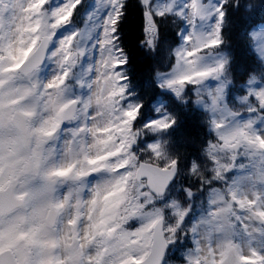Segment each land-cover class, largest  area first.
Returning <instances> with one entry per match:
<instances>
[{"label": "clouds", "instance_id": "1", "mask_svg": "<svg viewBox=\"0 0 264 264\" xmlns=\"http://www.w3.org/2000/svg\"><path fill=\"white\" fill-rule=\"evenodd\" d=\"M88 3L77 15L49 0H0V264H156L161 246L165 264H241L249 241L264 251V72L233 67L227 34L200 52L197 67L217 70L186 82L183 100L193 110L209 91L222 86L223 95L215 110L196 113L198 138L177 150L169 129L179 116L164 131L149 127L150 95L126 114L137 81L161 70L136 73L144 54L155 55L143 26L135 48L123 18L102 37L86 26ZM223 3L264 15V0ZM181 4L166 18L165 59L183 68L195 58L174 53L201 41L184 39L193 27ZM194 27L212 31L207 21ZM98 41L124 63L93 62Z\"/></svg>", "mask_w": 264, "mask_h": 264}, {"label": "snow or ice", "instance_id": "2", "mask_svg": "<svg viewBox=\"0 0 264 264\" xmlns=\"http://www.w3.org/2000/svg\"><path fill=\"white\" fill-rule=\"evenodd\" d=\"M146 2L148 7L143 9V5L139 4L137 0H127L126 3L122 2V0H89L87 6L84 7L82 15L85 20L93 17L95 21L101 23L102 26L97 29V32L102 37L115 35L118 29H110L109 25H118L121 18L124 20L123 25H129L130 30L133 32L139 31L142 25L144 36L147 38L146 42L155 49V55L151 57L150 64L169 69L166 72L158 70L155 73L154 79L158 82L157 86L160 89H166L173 93L177 99L183 100L186 82L194 86L197 83L195 77L207 76L217 70L210 66L197 67L200 61L204 59L199 53L219 44V37L224 34H234L236 43L245 52L244 59L240 65L244 74L250 70L264 72V28L255 29L256 14L245 11L242 6L233 10L229 5L224 4L223 0H184V4H181V7L184 8L185 13L190 11V27H193V32L185 36L184 39L191 40L196 37L201 43L198 47L191 49L176 50L174 55L177 57L183 52V55L195 58L187 62L183 68H180L178 64L173 65L165 59V50L170 48V34L166 27V18L173 14L174 0H146ZM83 3L84 0H78V2L77 0H57L54 6L57 8L66 6L69 12L75 11L77 15H81L80 6ZM185 4L188 7H185ZM72 5H75V7L73 8ZM226 8L227 11H225ZM165 9H168V11L166 12ZM241 19H245L248 25L253 26V30L247 33L246 41L243 45H241V40H244L245 37L242 34V30L237 27V23ZM197 21L201 23L207 21L208 27L212 31L209 33L197 32L194 27ZM171 35L174 36V33ZM107 42L110 43V39ZM98 44L99 41L95 46ZM249 44L251 45L250 49L248 47ZM113 50L115 51V49ZM253 53L255 54L254 56ZM144 56L147 57L146 54ZM108 62L113 67L124 63L123 59L119 58V53L116 52L113 57L108 59ZM149 79L153 78L149 77ZM254 80V77L250 79L248 85H252ZM121 91L124 90L121 89ZM152 92L151 86L145 89L146 95L151 96ZM197 95H200L199 89H197ZM222 95L221 86L216 89L215 94L208 92L207 102L198 100L197 103L205 111H212L217 108V101ZM258 95L264 94L258 93ZM261 103H264V99L261 100ZM128 108L129 111L126 114L135 116L140 105L128 101ZM156 111L159 113L161 110L157 108ZM144 119L149 122L148 126L156 131H164L176 123V120L168 113L161 114L158 118L147 116ZM172 184H174V177L169 182V186ZM259 215L264 218V208H261ZM257 231L264 237V231ZM249 249L247 254L240 256L241 264H264V251L252 246V241H249ZM167 256V248L161 246L156 255V264H165Z\"/></svg>", "mask_w": 264, "mask_h": 264}, {"label": "trees", "instance_id": "3", "mask_svg": "<svg viewBox=\"0 0 264 264\" xmlns=\"http://www.w3.org/2000/svg\"><path fill=\"white\" fill-rule=\"evenodd\" d=\"M261 21H264V15L257 13L255 16L254 26L261 23ZM122 27L128 29L129 32V38L127 40V43L132 45L135 48V37L139 35V31H131L130 26L125 24ZM237 27L242 30L243 36L246 38L247 33L250 32L253 29L252 25H248L246 23L245 19H241L237 23ZM175 35V34H174ZM229 38L233 41L232 50L236 54L237 63L233 66L240 74H243V70L241 69L240 65L242 60L244 59L245 52L240 48V46L236 43V37L234 34H230ZM249 49L251 48V45H248ZM115 55V53H114ZM141 55V51L139 49L135 50V55L133 59L135 60L138 56ZM255 54L253 53V56ZM150 61L147 57L144 56L143 63H140L136 69V73L142 72L144 67L146 65H149ZM167 67L161 68L160 71L166 70ZM134 73V75L136 74ZM151 86L153 92L150 96L148 103L144 106V113L147 111H151L150 104H152L156 97L160 95V88L154 83V79H149V77L141 78L137 81L136 87L140 89L139 92H133L132 96L128 97L133 103L142 102L143 96L145 94V89ZM139 97V100L137 99ZM188 101H185L184 103L178 100L174 99H168L166 100L165 109L170 115H178L179 120L177 125H175L172 129H169V134L174 139V147L179 150L180 148L190 146L189 145V138L190 137H197L199 135V132L202 130L197 125V112H202V109L195 108L193 110H189L188 108Z\"/></svg>", "mask_w": 264, "mask_h": 264}, {"label": "rangeland", "instance_id": "4", "mask_svg": "<svg viewBox=\"0 0 264 264\" xmlns=\"http://www.w3.org/2000/svg\"><path fill=\"white\" fill-rule=\"evenodd\" d=\"M21 2H23V0H21ZM49 2L52 3V4H55V3L57 2V0H49ZM65 7H66V6H65ZM61 19H63V17H61ZM86 26L89 28V30H93V31H95V30H97L99 27H101L102 25H101L100 22L95 21L93 17H90L88 20H86ZM260 28H264V23L261 24V25H258V24H257V25L255 26V29H257V30H259ZM252 30H253V29H252ZM98 34H99V33H98ZM73 47H75V45H73ZM96 47L99 49V44H98ZM106 48H109V47L106 46ZM101 56L106 57L107 60H108V59H110L111 57L114 56V55H113V50L106 51L105 49H99V51L96 53V56L92 58L93 62H94L97 58H99V57H101ZM104 66H105L106 68L110 67L109 64H105ZM111 66H112V65H111ZM51 69H52V65L49 64V65L45 68V73H47V72H48L49 70H51ZM162 71L166 72L167 69H166V70H162ZM113 74H114V73H113ZM155 81H156V80H155ZM156 82H157V81H156ZM157 83H158V82H157ZM190 87H192V86H190ZM183 95H184V94H183ZM193 95H194V91H193ZM160 97H161L162 99H165V100H167V99H174V100L177 99V97H176L173 93H171L170 91H168V90H166V89L162 90V94H160ZM156 99H158V98L156 97ZM128 101L132 102L129 98H128ZM181 101H182V102H185L186 100H181ZM132 103H133V102H132ZM154 103H155V104H154V107H155V112H156V117H155V118H158L159 115L164 114L163 111H162V109H161L164 103L161 101V99H158L157 101H154ZM151 105H152V104H150V109H151ZM157 108H159V109L161 110L159 113L156 111ZM196 108L202 109V110L204 111V109H203L201 106H197ZM149 115H150V111H147V112L144 113V117H147V116H149ZM261 242L264 243V237H261Z\"/></svg>", "mask_w": 264, "mask_h": 264}]
</instances>
